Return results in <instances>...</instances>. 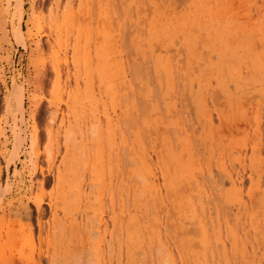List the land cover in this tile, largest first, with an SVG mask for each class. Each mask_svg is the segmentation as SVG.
I'll use <instances>...</instances> for the list:
<instances>
[{
	"label": "rangeland",
	"instance_id": "obj_1",
	"mask_svg": "<svg viewBox=\"0 0 264 264\" xmlns=\"http://www.w3.org/2000/svg\"><path fill=\"white\" fill-rule=\"evenodd\" d=\"M0 264H264V0H0Z\"/></svg>",
	"mask_w": 264,
	"mask_h": 264
},
{
	"label": "bare ground",
	"instance_id": "obj_2",
	"mask_svg": "<svg viewBox=\"0 0 264 264\" xmlns=\"http://www.w3.org/2000/svg\"><path fill=\"white\" fill-rule=\"evenodd\" d=\"M115 5H117L116 3H115ZM166 16V15H165ZM135 72H136V68H135V70H134ZM111 72V71H110ZM142 72V71H141ZM124 158V157H123ZM124 160V159H123ZM125 162V161H124ZM125 163H123V165H124ZM130 240V239H129Z\"/></svg>",
	"mask_w": 264,
	"mask_h": 264
}]
</instances>
